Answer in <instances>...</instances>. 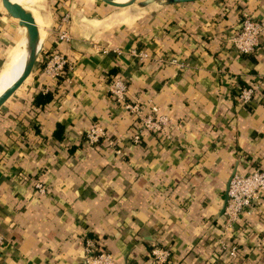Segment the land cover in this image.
Instances as JSON below:
<instances>
[{
    "label": "crops",
    "instance_id": "1",
    "mask_svg": "<svg viewBox=\"0 0 264 264\" xmlns=\"http://www.w3.org/2000/svg\"><path fill=\"white\" fill-rule=\"evenodd\" d=\"M88 5L57 22L49 14L31 74L0 107V264H85L87 239L116 264H264V192L229 228L221 211L232 172L264 167V35L250 53L230 41L244 12L264 15V0L145 15ZM5 21L0 11V70L25 35L19 25L7 44ZM52 51L70 65L56 77L44 70ZM117 74L128 101L158 105L174 125L131 141L138 120L109 92ZM256 81L260 92L238 101ZM95 121L115 146L85 140Z\"/></svg>",
    "mask_w": 264,
    "mask_h": 264
},
{
    "label": "built area",
    "instance_id": "2",
    "mask_svg": "<svg viewBox=\"0 0 264 264\" xmlns=\"http://www.w3.org/2000/svg\"><path fill=\"white\" fill-rule=\"evenodd\" d=\"M66 15L63 19H66ZM61 36H65L62 31ZM264 35V15L255 17L244 12L240 18L238 27L231 35V44L241 53H250L255 51L260 43L261 37ZM103 51H107L104 48ZM133 54L140 57L146 55L145 51L133 50ZM170 62L179 66L183 62L176 57H171ZM68 59L58 51H52L44 65V70L53 77L63 73L66 67H69ZM262 81H256L240 88L237 99L241 103H248L252 98L260 92ZM127 81L120 75H114L109 84V92L114 101L120 103L122 108L131 113L138 120V127L134 133L130 135L131 141L138 143L141 141V134L144 130L158 133L169 125H174L169 115L161 112L156 104L147 106L137 102H130L126 99ZM85 140L90 144H98L101 140H105L108 145L115 146L118 139L106 135L103 127L98 122H93L85 131ZM35 187L40 193H44V185L35 182ZM264 192V167H257L248 172L235 171L229 179L227 190V200L223 213L225 215V226L230 225L239 217L240 213L254 205L260 200L261 194ZM4 245V237L0 234V248ZM230 251L235 253V246L230 247ZM85 264H116V261L110 251L97 249L92 240L87 239L86 242ZM152 254L157 260H165L169 254L168 249L154 248Z\"/></svg>",
    "mask_w": 264,
    "mask_h": 264
},
{
    "label": "water",
    "instance_id": "3",
    "mask_svg": "<svg viewBox=\"0 0 264 264\" xmlns=\"http://www.w3.org/2000/svg\"><path fill=\"white\" fill-rule=\"evenodd\" d=\"M88 4L105 9L106 11L119 10L121 8H139L149 3L157 2L158 5H166L176 2H185L191 0H85ZM6 12L17 18L19 25H24L26 30V57L17 77L9 84L4 92L0 94V107L21 87V84L31 74L32 69L38 59L43 47V40L40 39V30L32 14L27 11L22 4L14 0H1ZM234 170L232 174L235 172ZM229 181L226 186L225 200L221 211L223 212L227 200V190Z\"/></svg>",
    "mask_w": 264,
    "mask_h": 264
},
{
    "label": "rangeland",
    "instance_id": "4",
    "mask_svg": "<svg viewBox=\"0 0 264 264\" xmlns=\"http://www.w3.org/2000/svg\"><path fill=\"white\" fill-rule=\"evenodd\" d=\"M36 4H39V11L42 15V19H43V26L45 28V31L47 33V28L49 26V22H48V17L49 14L52 15V18L55 20L56 22L58 20V18L61 17V12H63L64 15L69 14L70 13V9L76 10V8H79L80 6H89L88 3L85 0H38ZM167 4V5H171ZM162 5H153L150 6L147 10H145L142 15L145 14H154L158 12V7H161ZM91 7V6H89ZM92 8V7H91ZM35 9H37L35 7ZM136 9V8H135ZM31 10V9H30ZM72 10V11H73ZM0 11L3 13V15H5L6 17V33L9 36L8 37V43L7 44H11L12 40L15 38V36L20 35L21 34V29L20 26L17 22V20H15L13 17H11L6 11L5 9L0 7ZM31 12H33L31 10ZM33 15L35 17V13L33 12ZM63 15V16H64ZM144 17V16H143ZM25 30V29H24ZM45 33V35H46Z\"/></svg>",
    "mask_w": 264,
    "mask_h": 264
},
{
    "label": "bare ground",
    "instance_id": "5",
    "mask_svg": "<svg viewBox=\"0 0 264 264\" xmlns=\"http://www.w3.org/2000/svg\"><path fill=\"white\" fill-rule=\"evenodd\" d=\"M17 1V0H14ZM27 2V6L35 13V17L33 12L29 11L24 5L23 7L29 11L35 19L36 24L40 30V39H44L45 28L43 24L42 15L40 13L39 4H36L38 0H25ZM21 4V3H20ZM158 5L157 2H152L147 4L146 6H142L136 8L135 10H143L150 6ZM35 7L37 9H35ZM26 30L25 26L22 25ZM26 57V34L23 36L22 40L19 42L15 50L12 52L10 58L6 62V64L0 70V94L5 91V89L9 86V84L17 77L20 73L21 68L23 66L24 60Z\"/></svg>",
    "mask_w": 264,
    "mask_h": 264
},
{
    "label": "trees",
    "instance_id": "6",
    "mask_svg": "<svg viewBox=\"0 0 264 264\" xmlns=\"http://www.w3.org/2000/svg\"><path fill=\"white\" fill-rule=\"evenodd\" d=\"M237 94H238V93H237ZM250 101H251V100H250ZM250 101H249V102H250ZM250 104H251V103H250Z\"/></svg>",
    "mask_w": 264,
    "mask_h": 264
}]
</instances>
